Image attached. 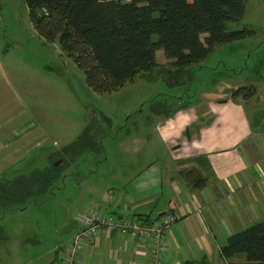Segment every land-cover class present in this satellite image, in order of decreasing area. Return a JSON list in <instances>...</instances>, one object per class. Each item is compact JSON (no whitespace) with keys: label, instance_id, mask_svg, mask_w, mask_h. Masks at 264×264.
<instances>
[{"label":"rangeland","instance_id":"rangeland-1","mask_svg":"<svg viewBox=\"0 0 264 264\" xmlns=\"http://www.w3.org/2000/svg\"><path fill=\"white\" fill-rule=\"evenodd\" d=\"M244 25L255 33L215 46L201 62L181 73L173 75L171 67H157L118 90L100 93L86 83L84 71L57 42L37 33L24 0H1L4 110L9 103L13 115L8 118L18 115L25 121L31 142L13 155V163L0 172V179L44 168L52 160L55 164L87 125L100 138L101 149L65 155L68 161L60 164L61 177L54 182L52 194L23 207L0 210V263L5 262V242L10 237L18 240V248L37 244L47 253L59 239L71 235L64 234L68 220L86 211L91 196L129 174L136 159L148 163L149 153L162 155L159 138L145 121L153 111V98L160 111H192L203 107L207 94L220 86L253 85L256 94L243 105L252 114L256 111L255 122L264 128V0H246L243 18L227 22L226 27L236 30ZM157 60L161 62L160 55ZM191 104L196 105L189 110ZM147 133L153 136L148 143ZM22 253L27 257L26 251Z\"/></svg>","mask_w":264,"mask_h":264},{"label":"crops","instance_id":"crops-1","mask_svg":"<svg viewBox=\"0 0 264 264\" xmlns=\"http://www.w3.org/2000/svg\"><path fill=\"white\" fill-rule=\"evenodd\" d=\"M156 60L159 64L169 61L160 50ZM2 66L0 58V75ZM4 88L1 76L0 172L31 142V129L25 121L21 122L18 115L8 118L13 111H9V103L4 110ZM220 88L207 94L206 104L196 106L198 110L191 104L192 111L178 110L168 116L148 114L145 121L159 138L157 147L162 155L149 153L148 163L136 159L129 174L118 176V182L104 186L102 192L88 199L84 213L154 220L161 213L177 211L180 218L165 233V245L159 253L161 264L243 262L244 255L224 259L220 247L232 233L264 218V128L255 122L256 111L245 110L243 101L250 97L231 98L230 90L238 87ZM152 137L147 133L144 140L148 143ZM109 194L114 196L112 200ZM76 221V216L68 220L64 234L71 235L59 239L47 253L37 244L24 243L26 247L18 248V240L10 237L5 242L4 264H61L77 233ZM1 234L0 230V238ZM153 251L147 237L101 228L82 243L74 259L75 264H149Z\"/></svg>","mask_w":264,"mask_h":264},{"label":"trees","instance_id":"trees-1","mask_svg":"<svg viewBox=\"0 0 264 264\" xmlns=\"http://www.w3.org/2000/svg\"><path fill=\"white\" fill-rule=\"evenodd\" d=\"M245 1L24 0L37 33L57 42L84 71L86 83L100 93L118 90L157 67H171L173 75L181 73L201 62L215 46L252 36L255 30L249 26L226 27L227 22L243 18ZM158 50L169 60L166 64L157 62ZM255 93L253 85L240 86L231 89L229 96L249 98ZM153 100L155 114L177 111H160ZM100 149V138L87 125L74 144L59 154V164L52 160L44 168L0 180V210L23 207L52 194L54 182L61 177L60 164L68 161L65 155ZM220 252L226 260L245 257L243 262L228 264H264V218L229 235Z\"/></svg>","mask_w":264,"mask_h":264},{"label":"built area","instance_id":"built-area-1","mask_svg":"<svg viewBox=\"0 0 264 264\" xmlns=\"http://www.w3.org/2000/svg\"><path fill=\"white\" fill-rule=\"evenodd\" d=\"M114 196L109 194V200ZM180 218L177 211H169L154 220H142L132 217H117L114 215H100L98 212L78 213L76 216L79 225L71 246L63 256L61 264H75V255L82 243L94 236L101 228L106 231H116L128 234L135 238H149L154 251L151 254L149 264H161L159 253L165 245V233L168 228Z\"/></svg>","mask_w":264,"mask_h":264},{"label":"water","instance_id":"water-1","mask_svg":"<svg viewBox=\"0 0 264 264\" xmlns=\"http://www.w3.org/2000/svg\"><path fill=\"white\" fill-rule=\"evenodd\" d=\"M163 214H165V212L164 213H161V215H163ZM77 222V221H76Z\"/></svg>","mask_w":264,"mask_h":264}]
</instances>
